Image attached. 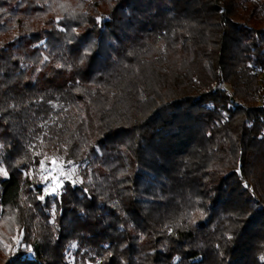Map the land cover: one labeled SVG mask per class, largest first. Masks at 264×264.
I'll return each mask as SVG.
<instances>
[{
  "label": "trees",
  "instance_id": "obj_1",
  "mask_svg": "<svg viewBox=\"0 0 264 264\" xmlns=\"http://www.w3.org/2000/svg\"><path fill=\"white\" fill-rule=\"evenodd\" d=\"M262 87L264 0H0V264H264Z\"/></svg>",
  "mask_w": 264,
  "mask_h": 264
},
{
  "label": "rangeland",
  "instance_id": "obj_2",
  "mask_svg": "<svg viewBox=\"0 0 264 264\" xmlns=\"http://www.w3.org/2000/svg\"><path fill=\"white\" fill-rule=\"evenodd\" d=\"M259 98H264V87H262ZM37 164L29 171V176L36 181L40 188V195L58 196L63 192L64 186L69 183L77 185L80 183V174L77 164L65 159L63 153L56 148L49 147L46 143H41L35 151ZM43 162V163H42ZM1 173L3 171L1 170ZM6 254L10 248L4 245ZM17 250H11L10 256Z\"/></svg>",
  "mask_w": 264,
  "mask_h": 264
},
{
  "label": "snow or ice",
  "instance_id": "obj_3",
  "mask_svg": "<svg viewBox=\"0 0 264 264\" xmlns=\"http://www.w3.org/2000/svg\"><path fill=\"white\" fill-rule=\"evenodd\" d=\"M43 163V162H42ZM17 243H19V242H17Z\"/></svg>",
  "mask_w": 264,
  "mask_h": 264
}]
</instances>
